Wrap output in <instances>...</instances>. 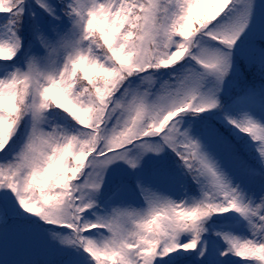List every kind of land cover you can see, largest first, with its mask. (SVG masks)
Here are the masks:
<instances>
[{
    "label": "snow or ice",
    "instance_id": "1",
    "mask_svg": "<svg viewBox=\"0 0 264 264\" xmlns=\"http://www.w3.org/2000/svg\"><path fill=\"white\" fill-rule=\"evenodd\" d=\"M0 264H264V0H0Z\"/></svg>",
    "mask_w": 264,
    "mask_h": 264
}]
</instances>
